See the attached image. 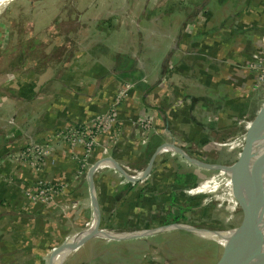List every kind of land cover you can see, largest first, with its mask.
Returning a JSON list of instances; mask_svg holds the SVG:
<instances>
[{
    "label": "crops",
    "instance_id": "obj_1",
    "mask_svg": "<svg viewBox=\"0 0 264 264\" xmlns=\"http://www.w3.org/2000/svg\"><path fill=\"white\" fill-rule=\"evenodd\" d=\"M128 1L78 0L76 27L63 31L60 44L49 39L41 45L46 56L56 51L57 75L61 70L66 72L64 79L68 76L72 80L39 90L40 82L25 77V84L17 89V97L25 92L27 109L15 108L13 112V139L14 131H27L23 135L32 143L47 142L52 152L37 175L13 166V194L23 184L38 179L64 184L65 188L55 203L44 205L43 210L36 211V203L25 199L3 204L1 210L6 214L0 216V250H11L10 264H47L55 250L93 217L90 185L84 177L75 179L78 165L54 131L85 124L105 112L123 81L132 82L134 88L121 104V118L128 122L147 113L154 129L146 145L141 144L139 130H128L111 150L117 164L131 166L130 157L143 158L141 169H145L163 143L178 147L188 156L195 144L208 146L210 138L220 150L229 146V158L238 150L239 155L243 148L240 138H234V147L225 142V136L237 126V108L244 102L239 95L245 92L248 96L254 87L255 76L243 64L248 57L245 49L264 42L262 35H257L264 33V0H184V7L170 6L163 14L157 8L144 16L143 9L128 5ZM140 17L143 20L139 23ZM40 18L49 22L46 33H57L50 28L49 15ZM119 18H128L131 23L120 24ZM71 31L74 38H70ZM30 65L34 64L28 61L24 69L30 70L27 74L37 70L36 63L35 67ZM194 98L200 101L194 103ZM14 101L19 99L13 97ZM31 142H20L19 147ZM0 143L13 150L18 145L4 136H0ZM76 151L79 153V148ZM148 151L152 153L146 159ZM97 155L96 150L91 160ZM155 159L158 166L164 160L177 159L181 170L194 172V166L180 153H163ZM163 167L157 168L158 173ZM152 168L138 183L156 181ZM94 181L100 225L114 229L117 225H111L108 217L125 200H115L114 191L130 181L111 169L98 170ZM5 205L10 208L5 209ZM13 250L18 253L13 254Z\"/></svg>",
    "mask_w": 264,
    "mask_h": 264
},
{
    "label": "rangeland",
    "instance_id": "obj_2",
    "mask_svg": "<svg viewBox=\"0 0 264 264\" xmlns=\"http://www.w3.org/2000/svg\"><path fill=\"white\" fill-rule=\"evenodd\" d=\"M184 2V0H129L128 5L131 3V6L143 9L142 14L144 16L146 12L147 14L155 12L157 8L159 13L162 12L163 14L166 12L165 9L169 10L170 6L181 8L183 5L184 7ZM77 5L78 0H11L6 10L0 15V136L11 138V143L13 144L17 142L16 148H20V142L32 141L29 137L23 135L27 131L23 133L20 131L16 133L14 131L15 139H13V112L15 108L27 109L25 107L27 101V97H24L25 92L23 96L19 95L20 97H17V89L21 83L25 84V77L35 79L40 74L38 73L40 71H36L37 73L29 72L27 74L30 70H24L20 75L14 76L13 66L20 63L23 56L14 47L33 39L38 40L40 45H46L49 39L53 43L60 44L62 41L61 36L64 34L63 31H67L68 29L70 31L76 27L74 12L78 10ZM42 14L49 15L51 19L50 28H54L57 33L53 31L50 34L46 33L45 28H48L46 24L49 22L40 18ZM53 16L55 17L53 18ZM142 20L143 17H140V20L138 18L139 23ZM117 22L126 25L125 23L130 24L131 20L119 18ZM52 25L53 27H51ZM71 33L72 31L70 32V38H74ZM258 33L257 35H262L264 39V33ZM42 38L43 42L40 41ZM70 41L72 40L70 39ZM245 53L248 57H244L247 64H243V67H247L248 63L256 61L263 71H258V75L262 79H259L258 83L254 81L252 92L248 93L246 97L247 93L245 92L239 95V99L244 101L241 104L243 109L241 110L239 119L236 120L237 126L235 129L228 131L229 133L226 132L227 136H225L227 138L225 142L231 145L234 144V147L237 144L234 138L236 140L240 138V144H238L240 146L244 145L247 130L264 104V43L246 48ZM50 55L57 58L56 51L50 53ZM254 55L257 57L253 58ZM28 59L30 63L34 64L30 65L29 68L35 67V58ZM21 67L24 68V63ZM13 97L18 98L19 102L14 101L13 104ZM16 134L19 135L16 136ZM210 139L211 141L208 146L204 148L200 147L202 149L195 144L196 146L194 145L190 156L206 164L224 167L232 165L239 156V150L237 153H233V157L229 158L227 151L229 146L225 150H220L216 145L215 139ZM0 158L3 159V156ZM131 159L133 163H131L132 167H130L139 171L142 170L141 168L145 162L144 159L139 160L140 158L130 157ZM178 162L176 160L174 165ZM189 165L194 166V172L199 174V179L194 188L177 191L180 199L185 202L181 206H178L177 215H179V218H183L182 221L166 224L163 220V214L168 210L166 204H164L165 206L162 205L163 201L167 202L168 206H172L174 195L167 196L166 194L167 197L161 196L162 193L161 195H157L155 197L157 198L156 202L162 206H157L151 198L144 201V199H136L134 196L130 200L128 198L133 196L134 188H144L146 182L142 181L138 183L140 180L126 182L124 186L117 188L114 193L124 192L125 186L128 184L131 187V197L127 196L128 198L123 201V205L116 206L109 215L108 219L111 220V225L117 226L114 229L112 228V230L108 228L107 230L112 231V233L108 234H113V231H158L124 238H109L95 235L87 240L83 250L65 264H220L222 256L230 246L219 244L218 241L209 238L196 236V234L178 227L161 230L167 226L182 224L209 232L227 231L236 229L241 224L243 206L234 193L231 173L221 172L220 170H206L191 163ZM152 167L153 172L159 167L157 159H154ZM195 167L199 168V170ZM11 169V167L6 168L5 172L3 171L4 175H9ZM169 180H171L170 177ZM157 191H162L161 185ZM163 193L165 194V192ZM10 194L11 190L9 188L0 189V199L10 197ZM4 213L6 214L5 211ZM91 219L82 225L81 230L76 235L85 230L86 224H89ZM146 224L151 225L148 226ZM100 228H102L101 225ZM11 253V250H0V254H5L10 258ZM15 253L18 252L13 250V254ZM0 262V264H10L8 258H4L3 263L0 259ZM13 264L25 263L13 262Z\"/></svg>",
    "mask_w": 264,
    "mask_h": 264
},
{
    "label": "built area",
    "instance_id": "obj_3",
    "mask_svg": "<svg viewBox=\"0 0 264 264\" xmlns=\"http://www.w3.org/2000/svg\"><path fill=\"white\" fill-rule=\"evenodd\" d=\"M256 57V55L253 56V58ZM247 69L253 72L257 83L259 79H262L258 75V71L262 72L263 69L261 66H258L256 61L248 63ZM133 88L134 84L132 82H121L116 90L114 102L108 106L105 112L97 115L85 124L69 126L55 132V138L67 145L69 153L78 165L77 172L74 176L75 179L77 177H84L89 183L88 173L95 165L96 169L93 173L94 186V178L98 170L111 169L119 172L114 163V159L111 157V150L121 141L128 130H139L141 144H147L150 134L154 129L152 117L144 113L126 122L120 116L121 104L128 99ZM77 148H79V153L76 151ZM96 150L98 151L96 160H91ZM0 151H2L0 156H3V159L0 158V180L9 184L13 182V165L15 167L28 168L33 175H37L46 164V159L51 155L52 148L49 143L44 142L26 144L20 149L13 150V148L8 149V147L0 143ZM173 152L175 151L172 147L165 146L159 149L157 156L163 153ZM119 166L126 173L128 179L125 178L128 181H131L129 179H143L144 169L139 171L128 165ZM8 167L12 169L9 171L10 174L5 176L3 171ZM64 188V184H53L38 179L27 186L19 188L17 194L20 198L28 202L48 206L55 203V200L61 195ZM8 208L10 207L5 205V209Z\"/></svg>",
    "mask_w": 264,
    "mask_h": 264
},
{
    "label": "water",
    "instance_id": "obj_4",
    "mask_svg": "<svg viewBox=\"0 0 264 264\" xmlns=\"http://www.w3.org/2000/svg\"><path fill=\"white\" fill-rule=\"evenodd\" d=\"M170 146L176 153L182 154L191 164L206 170H220L222 172H230L232 186L235 195L239 198L243 206V217L241 224L237 227L238 234L235 242L230 246L226 253L222 256L220 264H251L252 261L264 256V104L252 121L247 130L243 148L237 159L228 167L206 164L195 158H192L182 152L178 147L172 144H162L151 157L148 165L144 169L142 178H145L150 172L153 161L157 156L160 148ZM117 170L128 179L126 173L114 161ZM96 165L92 167L88 173L91 202L93 214L95 215V229L100 228V212L96 199L95 186L93 182V173ZM132 182L137 180L129 179ZM93 215V216H94ZM172 227L182 228L177 224L162 228L169 229ZM194 232L200 229L192 228ZM186 230V229H185ZM158 230H142L137 231L141 234L130 235L140 236L150 234ZM98 235L97 232L85 234L82 231L74 237L81 238L86 242L91 237ZM100 236V235H99ZM127 236V237H130ZM73 237V238H74ZM71 240L63 246L55 250L51 255L47 264H53L54 258L63 249H68Z\"/></svg>",
    "mask_w": 264,
    "mask_h": 264
},
{
    "label": "trees",
    "instance_id": "obj_5",
    "mask_svg": "<svg viewBox=\"0 0 264 264\" xmlns=\"http://www.w3.org/2000/svg\"><path fill=\"white\" fill-rule=\"evenodd\" d=\"M14 49L16 51H20V53H22V59L20 61V63H17L16 65L13 66V74L14 76H17L18 74L20 75L21 72L23 73L27 62L29 61L28 58H35L36 64H38L37 66V70L36 71H40L38 73L35 80L37 82H40L39 85L37 86V88L40 90H44L46 88H48L51 84L53 83H59L62 81H71L72 78L66 76L64 79V74L66 72H62L60 70V76L57 75V72H55L56 68V61L57 58L56 57H52L51 55H44L43 54V47L40 45V42L36 39H33L32 41H26L23 43L18 44L16 47H14ZM24 63V68L21 67V65ZM64 63V62H63ZM37 73V72H36ZM35 77V76H34ZM38 78H42V79H38ZM34 79V78H31ZM34 97V95H33ZM115 100V95L113 97V99L111 100V102L109 103L112 104ZM199 99L194 98L193 102L197 103L199 102ZM243 104V103H241ZM108 105V106H109ZM243 109V107H241V105H238L237 108V112L241 113V110ZM69 126L72 125H68L65 126L64 128H57L56 131L61 130V129H65ZM54 131V132H56ZM152 152L148 151L146 153V159H148V157L150 156ZM175 161L173 162H169L167 160L162 161L159 166H164L162 168V170L158 173L159 170L153 172V174L151 175L152 178H156L154 182H149L148 180H146V186L144 188L141 189H135L134 188V192H133V196H130V190L131 187L130 186H126L124 189V192H120L118 194L115 195V200L116 199H120L121 197H124L125 199L128 197V199H133V197L135 196L136 199H144V201H147L148 198H151L157 206H162L164 204L167 205L168 210H166L163 214L164 218L163 220L165 221V223H170V222H175L177 223L178 221H182L183 218H179L178 214V206H181L183 203V200L180 199V196L177 194V191H185V190H189L190 188H194L195 184L197 183V180L199 179V174H197L196 172L193 171H187V170H181L182 166L179 163H176L174 165V162H176L177 159H174ZM171 163H172V167H171ZM168 167H170L168 169ZM172 168V169H171ZM175 168V169H174ZM169 177L171 178V180H169ZM54 183V182H53ZM55 184V183H54ZM29 184H23V186H27ZM162 186V191H157L159 189V186ZM12 187V188H11ZM4 188H9L11 190V194L10 197H6V198H2L0 199V216L5 215V213H3L4 211L1 210L3 204L5 202H11L13 204V200L15 201H22L24 199L20 198L16 192V195L13 194V184L12 183H4L3 181L0 182V189H4ZM168 191V193H167ZM165 192V194L163 193ZM162 193V195H161ZM161 195L164 197H167L169 195H174L173 196V205L172 206H168L167 202L163 201L162 205H158L156 202L157 198H155L157 195ZM167 194V196H166ZM128 196V197H127ZM123 198V199H124ZM25 202V201H24ZM165 206V205H164ZM44 207V205L36 203L35 206L33 208H35L36 211L38 210H43L42 208ZM173 209H175V211H173ZM146 212V211H145ZM153 214H155V212H153ZM151 215V214H150ZM151 217V216H150ZM146 225H151V224H146ZM4 258H8L9 259V263H10V257L6 256V255H2L0 257V259L2 260L3 263V259ZM1 263V262H0ZM5 264V263H3Z\"/></svg>",
    "mask_w": 264,
    "mask_h": 264
},
{
    "label": "bare ground",
    "instance_id": "obj_6",
    "mask_svg": "<svg viewBox=\"0 0 264 264\" xmlns=\"http://www.w3.org/2000/svg\"><path fill=\"white\" fill-rule=\"evenodd\" d=\"M10 2H11V0H0V4H1L0 5V15L6 10L7 6L10 4ZM177 225L182 226L183 229H186L193 234H196V236L209 238V239L218 241L219 244L228 245V246H231L235 242V240L237 238V234H238L237 228L233 229V230H227V231L209 232V231L199 230V231L194 232L192 229L193 227L182 225V224H177ZM172 228H174V227H172ZM169 229H171V228H169ZM111 230L99 228V230L96 231V229H95V215H94L91 219V222L87 225V227L85 228L84 231H85V234H91L92 232H97L98 235L106 236L109 238H111V237L124 238V237L130 236V235L141 234L140 232H137V231H131V232L113 231V234H108V233H112ZM164 230H168V229H164ZM84 243L85 242H83L81 238H78V237L72 238L68 249L61 250V252H59V254L54 258L53 264H65L70 258L73 257V255L77 251H79L82 248ZM251 264H264V256L252 261Z\"/></svg>",
    "mask_w": 264,
    "mask_h": 264
}]
</instances>
